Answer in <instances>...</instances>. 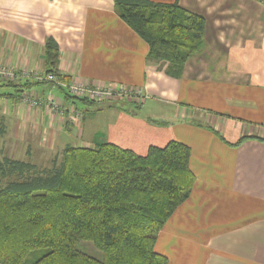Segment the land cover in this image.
<instances>
[{
	"label": "crops",
	"instance_id": "0c3cea01",
	"mask_svg": "<svg viewBox=\"0 0 264 264\" xmlns=\"http://www.w3.org/2000/svg\"><path fill=\"white\" fill-rule=\"evenodd\" d=\"M178 2L203 15L206 28L203 49L175 77L167 63L148 60L149 44L115 0H0V64L46 72L53 37L67 78L56 86L19 77L1 94L0 157L34 162L98 142L144 155L151 145L184 142L196 182L156 250L168 264H264V141L236 145L243 136L264 139V0ZM71 83L121 85L140 96L81 108ZM26 89L54 95L63 113L23 103Z\"/></svg>",
	"mask_w": 264,
	"mask_h": 264
},
{
	"label": "trees",
	"instance_id": "16d2710c",
	"mask_svg": "<svg viewBox=\"0 0 264 264\" xmlns=\"http://www.w3.org/2000/svg\"><path fill=\"white\" fill-rule=\"evenodd\" d=\"M115 4L118 15L149 44L148 60L167 63L172 76L180 77L186 61L204 47L205 17L178 0ZM45 54L46 73L67 79L58 70L53 37ZM3 81L16 86L14 80ZM247 138L264 141L243 136L236 145ZM191 153L188 144L173 139L151 145L144 155L111 142L68 144L49 166L1 156L0 264H168L155 245L196 182ZM88 243L101 255L88 252Z\"/></svg>",
	"mask_w": 264,
	"mask_h": 264
},
{
	"label": "built area",
	"instance_id": "2783aa9c",
	"mask_svg": "<svg viewBox=\"0 0 264 264\" xmlns=\"http://www.w3.org/2000/svg\"><path fill=\"white\" fill-rule=\"evenodd\" d=\"M27 78L40 82H55L58 85H63L61 81L55 80V75L42 71L28 70L25 68H19L15 65L0 64V81L16 80L17 78ZM65 85V84H64ZM68 91L79 97H87L91 100L101 101L103 99H113L127 97L130 95L139 97L140 92L138 90H129L124 86H104V85H91L88 83H71L66 85ZM20 101L28 104L31 107H48L51 110L63 113L62 105L56 100L54 95H44L40 91H32L26 89L20 93ZM78 113V111H76Z\"/></svg>",
	"mask_w": 264,
	"mask_h": 264
},
{
	"label": "rangeland",
	"instance_id": "374dc122",
	"mask_svg": "<svg viewBox=\"0 0 264 264\" xmlns=\"http://www.w3.org/2000/svg\"><path fill=\"white\" fill-rule=\"evenodd\" d=\"M55 80L56 81H63L64 82L65 79H60V78H58V77L55 76ZM53 83H55V82H53ZM9 91H13V87L12 86H7V85L0 84V96H1V94L7 93ZM121 98L103 99L101 101H97L96 103L97 104H101V103L102 104H108V103L116 104L118 102V100L121 99ZM73 100H75L76 103L81 108H83V107L86 108V106L89 107V105L90 106H93V104H87V103H85L84 101H82L79 98H73ZM0 146L4 147V144H2L1 141H0ZM16 154L19 155L17 151H16ZM16 154L14 153V155H16ZM54 155H51V154L50 155H47V154L42 155L41 154L40 156H38L40 158L36 157L35 159H32V160L34 162L38 163V164L48 165L49 166L51 164V159L54 157ZM82 246L84 247V244L81 245V248H83ZM87 247H88V252H90L91 254L96 255V256H100L101 255V253L97 249L92 248V245L91 244L88 243Z\"/></svg>",
	"mask_w": 264,
	"mask_h": 264
}]
</instances>
